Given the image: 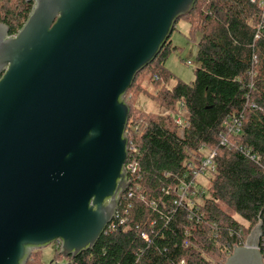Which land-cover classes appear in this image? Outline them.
I'll use <instances>...</instances> for the list:
<instances>
[{
	"label": "water",
	"instance_id": "95a60500",
	"mask_svg": "<svg viewBox=\"0 0 264 264\" xmlns=\"http://www.w3.org/2000/svg\"><path fill=\"white\" fill-rule=\"evenodd\" d=\"M0 23V264L91 250L129 181L126 91L196 0H26ZM254 226L224 264H264Z\"/></svg>",
	"mask_w": 264,
	"mask_h": 264
},
{
	"label": "trees",
	"instance_id": "16d2710c",
	"mask_svg": "<svg viewBox=\"0 0 264 264\" xmlns=\"http://www.w3.org/2000/svg\"><path fill=\"white\" fill-rule=\"evenodd\" d=\"M31 7L26 0H0V23L15 34ZM180 19L199 34L194 79L168 86L173 75L165 60L178 49L169 38L125 94V165L136 167L129 175L133 196H121L115 218L91 250L64 257L59 244L50 263L36 250L37 262L33 251L26 264H224L255 225L264 238V10L251 0H196ZM144 73L157 90L152 98L169 110L165 117L135 111L130 101ZM234 120L240 133L230 134L226 124ZM203 150L215 151V170L202 178L205 185L200 180L190 188L192 206L177 205L174 188L191 180Z\"/></svg>",
	"mask_w": 264,
	"mask_h": 264
},
{
	"label": "rangeland",
	"instance_id": "374dc122",
	"mask_svg": "<svg viewBox=\"0 0 264 264\" xmlns=\"http://www.w3.org/2000/svg\"><path fill=\"white\" fill-rule=\"evenodd\" d=\"M199 38L198 33H190L189 23L184 19H179L175 24V30H173L170 40L173 45H176L178 49L171 51L165 60V66L173 75L168 81V86L171 87L175 84L177 78L185 82H191L194 79V70L196 68L195 53H196V41ZM190 61L192 65H187L186 62ZM143 74V73H141ZM137 84L141 89L137 91L136 86L132 90V96L130 101L134 104L135 111L139 110L149 116L160 117L166 116L169 112L157 98H152L157 93L156 87L150 83V80L146 73L140 75L137 78ZM142 89L149 90L150 94L142 93ZM181 111V110H179ZM182 112V111H181ZM183 121V119H182ZM181 134V130L178 131ZM203 184H206L204 179L198 178ZM257 226V225H255ZM253 230V228H252ZM251 230V231H252ZM250 231V232H251ZM247 234L246 238L249 236ZM58 246L55 243H51L40 251L42 261L50 263L56 254ZM39 251L33 256V260L37 262V256ZM34 264V263H33Z\"/></svg>",
	"mask_w": 264,
	"mask_h": 264
},
{
	"label": "built area",
	"instance_id": "2783aa9c",
	"mask_svg": "<svg viewBox=\"0 0 264 264\" xmlns=\"http://www.w3.org/2000/svg\"><path fill=\"white\" fill-rule=\"evenodd\" d=\"M251 2L252 3L258 2L259 6L262 7L263 10H264V0H251ZM261 23H264V22H261ZM260 28H261V25L259 26V29ZM259 29L255 33V39L259 38V35H260L259 34ZM186 64L187 65H192V63L190 61H187ZM250 106L254 108L255 104L252 103V104H250ZM176 122L180 126H182L183 123H184L180 116L176 117ZM226 125L228 126V132L230 134L240 133V123L238 122V120H234L231 125H228V124H226ZM220 144H222V145L226 144V138L225 137H221ZM127 150H128V145H127ZM203 151L205 152V157L203 158L200 166L192 172L191 180L188 182V181L183 179V180L180 181V183L177 185V187L174 188V192L177 193V197H178V199L175 201V203H177V205H180L183 202H187V204L189 206H192L194 202H193V200H191L189 198V195L191 194L189 192L190 188L195 186L197 184V182L200 181L198 178L201 177V179H202L208 173L213 172L215 170V164H214L215 151H205V150H203ZM246 155L249 156L251 160H254V159L258 160L254 156H250L249 152H246ZM124 168H125V170L127 172V178H128L129 186H130L129 175H132V174L135 173V170H136L135 168L136 167L134 165H132V164H128V165L124 164ZM129 186H128L127 190L122 195H125L128 198H131L133 195H132V192L130 191ZM140 199L143 200V196H140ZM150 206L153 208L154 207V203L151 202ZM141 235L145 237L144 233H142ZM246 240H247V238L245 240L238 239V243H237V245H235V247L246 245ZM55 244H57V246H59L60 243L59 242H55ZM263 247H264V238L262 237V233H261V236L259 238H257V240H256V248L260 251L261 256H262V260H263V263H264V254H262V252H261V248H263ZM232 250L227 252V253L230 255ZM179 264H184V263L181 262Z\"/></svg>",
	"mask_w": 264,
	"mask_h": 264
}]
</instances>
